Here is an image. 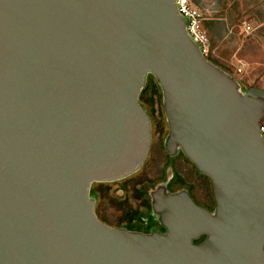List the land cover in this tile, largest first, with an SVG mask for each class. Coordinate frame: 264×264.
<instances>
[{
  "label": "water",
  "instance_id": "obj_1",
  "mask_svg": "<svg viewBox=\"0 0 264 264\" xmlns=\"http://www.w3.org/2000/svg\"><path fill=\"white\" fill-rule=\"evenodd\" d=\"M149 74L216 202L167 196L166 234L105 223L90 195L148 156ZM254 97L202 54L176 0H0V264H264Z\"/></svg>",
  "mask_w": 264,
  "mask_h": 264
},
{
  "label": "rangeland",
  "instance_id": "obj_2",
  "mask_svg": "<svg viewBox=\"0 0 264 264\" xmlns=\"http://www.w3.org/2000/svg\"><path fill=\"white\" fill-rule=\"evenodd\" d=\"M192 1L202 14L203 25L210 39L209 56L229 70L242 92L252 85L264 86V0ZM206 22L211 23L210 29ZM159 88L157 79L151 77L140 93L143 104L156 114L159 109H165L164 106L161 108ZM252 102L264 103V98L254 97ZM152 138L155 142L158 141L157 128ZM168 140L172 142L170 136ZM172 143L173 147L178 148L175 141ZM148 170L145 166L128 178L94 183L92 196L96 200V210L100 216L107 222L122 227H136L139 222L148 219L151 200L144 190L153 181L147 174ZM178 178L181 179V175ZM153 210L162 224L167 226L168 204L162 197H154ZM190 240L198 243V238Z\"/></svg>",
  "mask_w": 264,
  "mask_h": 264
},
{
  "label": "flooded vegetation",
  "instance_id": "obj_3",
  "mask_svg": "<svg viewBox=\"0 0 264 264\" xmlns=\"http://www.w3.org/2000/svg\"><path fill=\"white\" fill-rule=\"evenodd\" d=\"M144 110L148 114L151 122V143L148 156L139 169H143V167L147 166V169H149L147 174H149L153 180L150 181L149 187L144 190V193L148 194L151 200L149 204L150 214L148 219L139 222V225L136 227H120L143 233L166 234L168 232L167 226L162 224V221L153 210L154 197H162L164 199L169 195L177 194L182 191H186L188 194H190L192 183L205 185L207 183V179L203 174H201V172L197 170L196 166L192 165L191 160L183 152L180 145L178 144V148L173 147V143H170L168 140V137L170 136V127L165 109H159L158 114L153 112L151 109ZM156 128L159 139L155 142L152 137ZM179 175H181V179L178 178ZM129 176L125 178H128ZM209 181L212 187V197L214 199V203L208 204L205 206V208L212 213L213 210L215 212L216 202L213 194V185L210 178ZM152 185H154L153 188L151 187ZM174 185L179 186L175 187ZM92 189L93 185L91 187V191ZM205 238L206 235H202L198 238V240H204Z\"/></svg>",
  "mask_w": 264,
  "mask_h": 264
},
{
  "label": "built area",
  "instance_id": "obj_4",
  "mask_svg": "<svg viewBox=\"0 0 264 264\" xmlns=\"http://www.w3.org/2000/svg\"><path fill=\"white\" fill-rule=\"evenodd\" d=\"M180 14L186 20V29L192 40L198 45L202 54L207 57L211 50L210 39L203 25V17L192 0H176ZM260 133L264 144V119L260 121ZM264 252V245H263Z\"/></svg>",
  "mask_w": 264,
  "mask_h": 264
},
{
  "label": "trees",
  "instance_id": "obj_5",
  "mask_svg": "<svg viewBox=\"0 0 264 264\" xmlns=\"http://www.w3.org/2000/svg\"><path fill=\"white\" fill-rule=\"evenodd\" d=\"M194 2H196V3H200V0H194ZM206 23H207V27H208V29H210V28H211V23H209V22H206ZM206 58H207L210 62H212L213 64H215L217 67H219L220 69H222L223 71H225V72H227L228 74L231 75V73L229 72V70H228L225 66H223L219 61L213 59L211 56H207ZM151 77H154V76L151 75V74H149V75L147 76L146 83H148V81H149V79H150ZM154 78H155V77H154ZM159 84H160V83H159ZM254 87H256V86H254V85L249 86V89L254 88ZM160 88H161V85H160ZM257 88H262V89H264V86H260V87H257ZM160 93H161V108H162V106H164V99H163L162 88H161ZM139 100H140V104L142 105V107H143L144 109H148L144 104H142V102H141V96H140ZM191 162H192V161H191ZM192 165H193V166H196L193 162H192ZM196 168H197V167H196ZM197 170H198V169H197ZM201 174H203V173H201ZM203 175L206 177V179H207V183H206L205 185H204V184L192 183V184H191V190H190V194H189V195L191 196V198H192V199H193V200H194L199 206L205 208V206H207L208 204H210V203H211V204L214 203V199H213V197H212V187H211V185H210L209 177H208L206 174H203ZM92 193H93V189H92V191H91V194H92ZM91 196H92V195H91ZM92 197H93V196H92ZM96 213H97L98 217H99L102 221L108 223L109 225H111V226H113V227H120V226H118V225H116V224H111V223L107 222L104 218H102V217L100 216L98 210H96ZM120 228H122V227H120ZM130 231H134V230H130ZM202 241H203V239H199V240H197L198 243H200V242H202Z\"/></svg>",
  "mask_w": 264,
  "mask_h": 264
}]
</instances>
